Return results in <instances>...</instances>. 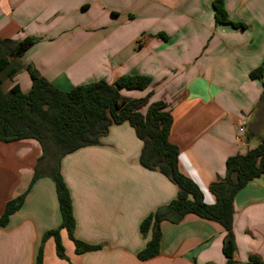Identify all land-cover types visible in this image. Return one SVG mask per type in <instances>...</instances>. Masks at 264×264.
Wrapping results in <instances>:
<instances>
[{
	"label": "crops",
	"instance_id": "crops-1",
	"mask_svg": "<svg viewBox=\"0 0 264 264\" xmlns=\"http://www.w3.org/2000/svg\"><path fill=\"white\" fill-rule=\"evenodd\" d=\"M214 1L0 0V39L34 38L19 61L64 91L126 75L150 77L146 90L122 89L121 94L151 95L149 103L167 105L179 171L214 205L210 185L224 178L227 159L259 144L246 132L264 92V0H224L230 22L243 28L217 24ZM258 68L262 79H252ZM7 83L6 91L18 84L28 93L32 86L26 71ZM142 148L134 128L124 122L112 125L100 145L62 159L75 237L99 249L79 252L62 230L67 259L57 256L49 238L43 264L227 263L223 226L193 214L178 224L163 221L159 255L138 258L151 237L141 234L142 221L178 193L166 176L140 164ZM41 156L36 140H0V218L10 200L28 191L21 209L0 226V264H35L44 234L61 224L54 181L42 176L28 190ZM233 232L236 264H247L251 256L264 262L262 179L248 182L236 195Z\"/></svg>",
	"mask_w": 264,
	"mask_h": 264
},
{
	"label": "trees",
	"instance_id": "trees-1",
	"mask_svg": "<svg viewBox=\"0 0 264 264\" xmlns=\"http://www.w3.org/2000/svg\"><path fill=\"white\" fill-rule=\"evenodd\" d=\"M217 24H231L243 28V24L228 19L224 0L213 2ZM34 38L22 41L0 39V140L13 142L33 139L40 143L42 156L38 161L34 177L28 190L42 176L50 177L55 184L59 202L61 224L44 234L35 264H43L44 244L53 238L56 254L67 259L62 243L61 231L66 230L79 252L99 249L75 237L76 219L70 191L61 173L62 159L81 148L101 144L112 125L128 122L143 142L140 164L166 176L178 189L176 199L145 218L141 234L151 236L145 248L139 252L142 261L159 255L163 221L180 223L187 215L217 222L223 226L226 235L222 251L226 264H236V241L233 232L234 199L248 182L255 179L264 181V92L258 104L254 121L246 132L248 139L256 137L259 144L245 155H235L226 161L224 178L210 185V192L216 203L208 205L200 187L179 171V149L170 140L173 117L163 102L149 103L151 95L132 99L121 94L122 89L144 91L151 84V78L141 75H126L114 83L98 81L79 85L64 91L51 84L33 66H24L19 59L35 43ZM22 70L32 80L28 93L16 84L9 90L3 85L11 81ZM252 79H262L263 69L251 73ZM147 106L145 114L142 109ZM259 126V132L255 127ZM28 191L10 200L0 218V226H6L9 217L23 206ZM247 264H264L257 256H251Z\"/></svg>",
	"mask_w": 264,
	"mask_h": 264
},
{
	"label": "rangeland",
	"instance_id": "rangeland-1",
	"mask_svg": "<svg viewBox=\"0 0 264 264\" xmlns=\"http://www.w3.org/2000/svg\"><path fill=\"white\" fill-rule=\"evenodd\" d=\"M22 71H24V70H22ZM22 71H21V72H22ZM26 72H27V71H26ZM7 82H8V81H7ZM7 82L4 83V85H3L4 88H7V86H8L7 84L10 83V82H9V83H7ZM254 130H255L256 133L259 132V131H261L260 128H259V126L255 127Z\"/></svg>",
	"mask_w": 264,
	"mask_h": 264
}]
</instances>
